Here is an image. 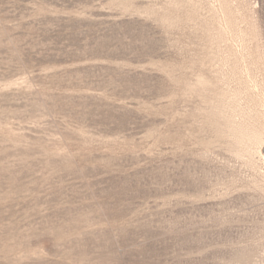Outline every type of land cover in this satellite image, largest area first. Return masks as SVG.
<instances>
[{"label":"rangeland","instance_id":"obj_1","mask_svg":"<svg viewBox=\"0 0 264 264\" xmlns=\"http://www.w3.org/2000/svg\"><path fill=\"white\" fill-rule=\"evenodd\" d=\"M263 121L264 0H0V264H264Z\"/></svg>","mask_w":264,"mask_h":264},{"label":"bare ground","instance_id":"obj_2","mask_svg":"<svg viewBox=\"0 0 264 264\" xmlns=\"http://www.w3.org/2000/svg\"><path fill=\"white\" fill-rule=\"evenodd\" d=\"M262 126L264 127V121L262 122ZM263 156V158H264V154L262 155ZM263 170V169H262Z\"/></svg>","mask_w":264,"mask_h":264}]
</instances>
